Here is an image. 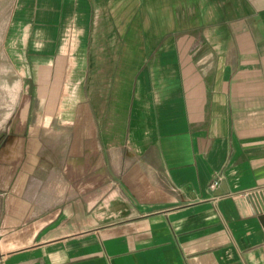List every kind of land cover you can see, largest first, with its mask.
Here are the masks:
<instances>
[{
    "label": "crops",
    "instance_id": "0c3cea01",
    "mask_svg": "<svg viewBox=\"0 0 264 264\" xmlns=\"http://www.w3.org/2000/svg\"><path fill=\"white\" fill-rule=\"evenodd\" d=\"M9 31L0 264H264V0H21Z\"/></svg>",
    "mask_w": 264,
    "mask_h": 264
},
{
    "label": "rangeland",
    "instance_id": "374dc122",
    "mask_svg": "<svg viewBox=\"0 0 264 264\" xmlns=\"http://www.w3.org/2000/svg\"><path fill=\"white\" fill-rule=\"evenodd\" d=\"M21 0H0V94L2 89L7 88V83H15L17 86L22 84V81L17 80L16 75L14 78L8 79L10 75V65H8V59L5 54V41L8 38V33L11 34L9 28L15 21L16 9ZM15 86V87H16ZM17 88V87H16ZM1 99V96H0Z\"/></svg>",
    "mask_w": 264,
    "mask_h": 264
},
{
    "label": "built area",
    "instance_id": "2783aa9c",
    "mask_svg": "<svg viewBox=\"0 0 264 264\" xmlns=\"http://www.w3.org/2000/svg\"><path fill=\"white\" fill-rule=\"evenodd\" d=\"M256 201L260 207V210H264V193H258V195H256Z\"/></svg>",
    "mask_w": 264,
    "mask_h": 264
},
{
    "label": "water",
    "instance_id": "95a60500",
    "mask_svg": "<svg viewBox=\"0 0 264 264\" xmlns=\"http://www.w3.org/2000/svg\"><path fill=\"white\" fill-rule=\"evenodd\" d=\"M221 188V192L219 194H222L225 190L222 188V186H220Z\"/></svg>",
    "mask_w": 264,
    "mask_h": 264
}]
</instances>
